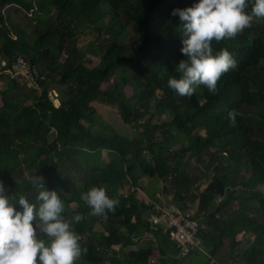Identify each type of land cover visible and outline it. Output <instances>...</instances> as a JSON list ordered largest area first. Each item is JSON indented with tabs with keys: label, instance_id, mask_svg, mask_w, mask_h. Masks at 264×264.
Instances as JSON below:
<instances>
[{
	"label": "trees",
	"instance_id": "trees-1",
	"mask_svg": "<svg viewBox=\"0 0 264 264\" xmlns=\"http://www.w3.org/2000/svg\"><path fill=\"white\" fill-rule=\"evenodd\" d=\"M196 2L0 0V61L8 68L23 58L34 79H21L22 87L0 72V184L5 196L34 202L37 174L57 191L66 219L84 217L71 225L87 249L75 264H179L188 256L179 257L168 233L147 221L156 202L140 190L153 179L198 220L208 264L222 248L230 264H264V19L212 41L213 54L226 48L237 62L217 94L200 85L182 97L167 86L184 59L172 11ZM10 6L30 23L10 19ZM96 105L115 108L134 134L117 130ZM202 160L206 182L193 211L198 177L189 174ZM94 186L119 201L106 218L91 215L80 198ZM249 237L236 260L231 253Z\"/></svg>",
	"mask_w": 264,
	"mask_h": 264
},
{
	"label": "clouds",
	"instance_id": "clouds-1",
	"mask_svg": "<svg viewBox=\"0 0 264 264\" xmlns=\"http://www.w3.org/2000/svg\"><path fill=\"white\" fill-rule=\"evenodd\" d=\"M247 8L248 0H198L191 7L172 11L179 17L184 59L174 68L178 76L167 81L170 89L189 98L200 85L213 95L218 93V81L237 62L226 48L213 54L212 41L233 39L254 19H264V0H253L250 13ZM237 115L234 109L227 114L233 125ZM30 184L38 189L34 202L26 194L5 196L0 184V264H75L87 249L81 247L71 225L84 217L77 214L66 219L60 196L55 190H46L42 176L35 174ZM80 198L91 215L102 218L119 203L109 198L104 187L94 186Z\"/></svg>",
	"mask_w": 264,
	"mask_h": 264
},
{
	"label": "rangeland",
	"instance_id": "rangeland-1",
	"mask_svg": "<svg viewBox=\"0 0 264 264\" xmlns=\"http://www.w3.org/2000/svg\"><path fill=\"white\" fill-rule=\"evenodd\" d=\"M5 12L8 13L10 19H12L14 21H17V22H19L22 25H25L26 23L27 24L30 23L28 18H25L23 13L17 12V10H16V8L14 6H10V7L6 8ZM97 23H98L97 27L100 29L99 26L102 25V24L100 22H97ZM91 28L92 29H96L93 26ZM86 46H87V44L84 45V48ZM17 83L19 85H21L22 87L25 86V82L23 80H17ZM5 88H6L5 81L3 79H0V90L5 89ZM53 91H57V90L55 89ZM53 91L51 92V94L58 101V96H56V94ZM96 108L99 111L103 112L104 117L113 126H115L117 130L122 128L129 135H133L134 134V129L132 128V126L124 125L122 123V121L120 120V118L117 115V110L115 108H110V107H106V106H99V105H96ZM193 164L194 163L189 162V166H193ZM193 168H194V166H193ZM194 169L195 170H193L189 174V175H191L190 177H192V179H195V178L198 177V181L194 185V187L196 189V192H191V194L189 196V198H191L193 200V203H191V205L193 207V211H195L196 207H197V202H198L197 196H198V193H199L200 189H202L203 184H205V182H206V178L204 179V177H202L203 176V172H205L207 170L206 160L197 161L196 167ZM187 170H188V168H187ZM28 174L29 173L27 172L26 176ZM140 192H141L142 195L148 196L149 198H154V199H155L156 194H158L159 195L158 196L159 197V202L162 201L163 197L161 195V192H162L161 183L159 181H157V180H154V179L150 180V182L147 185L141 186ZM70 206H72V204L67 206V207H70ZM201 220H202V218H201ZM160 227L164 229L165 224L161 223ZM200 227H201V229L206 228V226H204V224H201ZM143 238L148 239L149 236L145 235V236H143ZM251 238L252 237H249L248 240L246 239L244 241H241V243L234 250V253H231V256H233V258H236V260H237L238 255H241L245 251V247L247 246L248 241L249 242L251 241ZM229 255H230V250H228L226 248H222L219 251V253L213 259L215 260V262L217 264H228V263L230 264V260H228L229 258H227ZM177 258H179V257H177ZM208 260H209L208 254L203 250V248H201L199 250H196V251L192 252L187 257L180 259L179 260V264H208ZM239 264H241V262H239Z\"/></svg>",
	"mask_w": 264,
	"mask_h": 264
},
{
	"label": "built area",
	"instance_id": "built-area-1",
	"mask_svg": "<svg viewBox=\"0 0 264 264\" xmlns=\"http://www.w3.org/2000/svg\"><path fill=\"white\" fill-rule=\"evenodd\" d=\"M5 60L0 61V72L11 74L12 77H17L20 80L25 79L34 82L32 72L23 58H19L17 62L11 64L7 68ZM151 201L148 197L144 198V203L149 204ZM153 210L148 213L147 221L151 225L165 224L166 231L170 239L175 243L179 257H185L193 251L201 249L197 233L199 230V222L189 212H182L178 206L174 204L154 205ZM209 264H217L211 260Z\"/></svg>",
	"mask_w": 264,
	"mask_h": 264
},
{
	"label": "crops",
	"instance_id": "crops-1",
	"mask_svg": "<svg viewBox=\"0 0 264 264\" xmlns=\"http://www.w3.org/2000/svg\"><path fill=\"white\" fill-rule=\"evenodd\" d=\"M161 188H162V192H161V195H162V201L159 202V195L156 194L155 196V199L154 198H151L153 199L157 205H167V204H171V200L169 199V194H168V191H167V186L165 183H161Z\"/></svg>",
	"mask_w": 264,
	"mask_h": 264
}]
</instances>
